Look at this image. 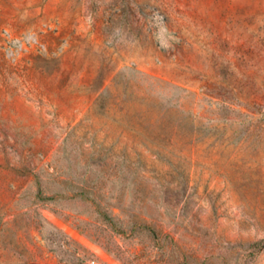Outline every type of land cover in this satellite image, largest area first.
Returning <instances> with one entry per match:
<instances>
[{"label":"rangeland","instance_id":"1","mask_svg":"<svg viewBox=\"0 0 264 264\" xmlns=\"http://www.w3.org/2000/svg\"><path fill=\"white\" fill-rule=\"evenodd\" d=\"M0 264H264V0H0Z\"/></svg>","mask_w":264,"mask_h":264}]
</instances>
